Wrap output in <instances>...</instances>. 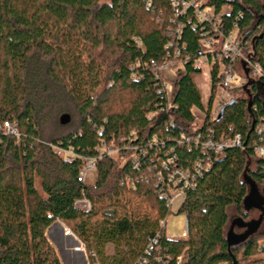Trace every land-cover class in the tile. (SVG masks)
Listing matches in <instances>:
<instances>
[{
    "label": "trees",
    "instance_id": "trees-1",
    "mask_svg": "<svg viewBox=\"0 0 264 264\" xmlns=\"http://www.w3.org/2000/svg\"><path fill=\"white\" fill-rule=\"evenodd\" d=\"M208 3L217 10L229 7L225 25L236 23L262 69L258 80L250 79L248 92L243 86L233 89L234 103L220 120L209 116L210 104L205 109L194 81L201 72L193 59L202 30L187 21L190 10L175 18L170 0H0V264H62L46 236L57 220L88 252L94 251L99 264H138L144 257L145 264H175L180 255L184 264H252L250 258L264 255V213L242 242H226L233 219L251 220H246L250 210L244 205L248 180L258 190L262 185L264 199V157H256L252 149L254 124L264 119V4ZM177 23H183L180 35ZM171 42L189 59L167 104L150 64L173 51ZM217 79L213 70L211 97ZM192 109L206 114L194 126L202 136L212 132L219 140L239 135L244 148L229 147L214 157L185 193L180 204L187 222L184 239L167 238L159 225L170 208L147 169L155 161L153 154L162 155L159 149H148L138 169L130 158L120 165L103 155L94 182L87 183L79 179L82 160H67L51 146H71L82 156H95L102 140L117 143L124 136L121 147L130 142L147 147L157 136L165 148L176 150L183 166H190L202 152L178 146L175 139L182 130L169 119L172 115L191 125ZM64 113L70 120L61 124ZM6 120L17 122L18 140L2 133ZM142 173L148 179L133 187L124 182L125 176L137 179ZM83 198L89 201L88 210L76 203ZM232 207L238 214L234 218Z\"/></svg>",
    "mask_w": 264,
    "mask_h": 264
},
{
    "label": "built area",
    "instance_id": "built-area-1",
    "mask_svg": "<svg viewBox=\"0 0 264 264\" xmlns=\"http://www.w3.org/2000/svg\"><path fill=\"white\" fill-rule=\"evenodd\" d=\"M171 8L174 12V17L178 18V15H185L190 10L192 17L187 21L193 23V25H198L202 30L201 36L198 41V55L193 59V64L199 66L200 70L202 66L207 67V74L209 77L210 88L211 83V73L215 70V76L218 79L215 84V92L213 94L210 92V98L207 104L204 106L207 109L208 104H210L209 116L211 118L217 117L220 108L228 103L234 97V90L246 84L249 79L258 80L262 75V69L260 65L253 61L250 55V47L246 45L243 40V35L236 23L228 28L225 25V17L229 15L230 9L227 6H222L219 10L215 9L214 6L209 5L208 0H170ZM147 7H150V2H147ZM174 21V19H173ZM183 23H177L176 34L180 35L181 27ZM194 26V27H195ZM170 46H173V51L166 56L162 57L159 61H152L150 70L155 77L160 82L159 93H162L167 99V104L171 102L174 83L181 77L185 72V62L189 59L188 55L184 58L181 57L179 48L174 43L171 42ZM245 68L248 70L247 75L245 74ZM194 111H199L198 109H192V114ZM203 116L205 113L201 112ZM169 124L171 126H178L181 129L179 138H176V144L179 146L185 144L188 149L191 147L200 148L202 152V157L195 159L193 163L189 166H183L179 162V157L176 150L169 146L164 147L165 143L162 138L153 136L147 144V147H139L134 145L132 142L130 144L124 145L123 147L119 144L125 143V137L119 136L118 142L114 140L110 142H104L103 140L98 143L95 147L97 155L95 156H82L71 147H62L51 145L59 155L67 160H74L75 158H80L82 160V168L79 173V179L82 182H86V177L88 172L96 171V163L98 159L104 156H109L115 158L120 165H123L128 158L131 159L133 163V168H140V157H146L149 154L150 148H157L162 155H152L155 161L147 165L148 171H153L156 180L155 184L159 187L161 195L165 198L168 207L170 208L173 199L178 195H185L187 191L193 188L197 178L202 175L204 171L210 168L212 159L222 152H224L229 147H239L244 148L241 143L239 135L233 138L215 139L211 133L202 136V133L193 129H189V125L185 124L183 121L176 119V117L170 115ZM185 130H189L187 136L184 134ZM1 131L4 135L11 136L18 140L20 138L19 129L17 127V122L15 120H6L1 126ZM254 132L256 139L253 143V154L256 157H264V119L259 120L254 124ZM163 149V150H161ZM124 150H132L130 156H125L123 154ZM140 179H148L144 173L139 174L137 179H132L130 176H125L124 182L133 187L135 183ZM84 210L90 208L89 201L87 199H81L76 202ZM83 204V205H82ZM166 219V218H165ZM64 236H68L73 239V250L85 252L86 248L82 242L69 228L65 226L63 222H59ZM159 225L164 230V235L167 238L179 240L184 239L188 236L187 222L186 230L182 235L178 233L174 236H168L165 231V220H161ZM156 243V238L151 240L149 245V250L152 249V245ZM89 256L95 261V264H99L96 254L93 252H88ZM147 259L144 257L139 260L138 264H145ZM175 264H184L182 256H177L174 261Z\"/></svg>",
    "mask_w": 264,
    "mask_h": 264
},
{
    "label": "rangeland",
    "instance_id": "rangeland-1",
    "mask_svg": "<svg viewBox=\"0 0 264 264\" xmlns=\"http://www.w3.org/2000/svg\"><path fill=\"white\" fill-rule=\"evenodd\" d=\"M99 1H104V0H99ZM262 3L264 4V0H261ZM207 67L202 66L201 72L199 75L197 74L194 77V81L200 91V94L202 96V103L205 106L210 98V92H212V88H210L209 84V77L207 74ZM205 116L200 111H194V122L189 125V129H193L194 126L198 125L199 123L204 120ZM253 166V164L251 165ZM95 179V173L94 171H90L87 174L86 177V182L87 183H93ZM259 191L262 193V185H258ZM260 193V194H261ZM184 200V195H178L173 199V202L171 203L170 206V212L168 216L166 217L165 220V231L168 236L174 237L177 233L179 235H182V233L185 232L186 230V216L183 212L180 211V207ZM83 205V204H82ZM260 211L257 209H251L248 214H247V219H257ZM229 214L231 217H235L238 214L236 213V210L232 207L229 211ZM61 226V225H60ZM67 228H69L67 225H65ZM63 229V228H62ZM236 232H240V229L235 228ZM46 236L50 243L55 247L60 261L62 264H93L91 261V258L88 254V251L86 250L85 252H78L74 251L72 246L73 244V239L64 236V233H62L59 230V226H50L47 231H46ZM112 247L108 246L107 247V252L111 253ZM79 253V254H76ZM252 264H264V255L262 256H256L252 257L249 259ZM95 264V261H94Z\"/></svg>",
    "mask_w": 264,
    "mask_h": 264
},
{
    "label": "water",
    "instance_id": "water-1",
    "mask_svg": "<svg viewBox=\"0 0 264 264\" xmlns=\"http://www.w3.org/2000/svg\"><path fill=\"white\" fill-rule=\"evenodd\" d=\"M247 72L248 70L245 68L246 75H247ZM251 84H252V81L247 80L246 84L243 85V88L248 92L249 90L247 86ZM231 103H234V99L230 100L228 103H226L220 108L219 113L216 118L217 120H220L222 118L225 108L228 106V104L230 105ZM249 105L250 104H248V106ZM69 120H70V116L67 113L62 114L59 118V122L61 124H66L69 122ZM248 184L250 186L249 187L250 189H249V193L244 198L245 209L246 210L257 209L261 213L257 219H251L247 222H243L242 219L239 217H236L235 219H233L232 227L229 228L226 233V242L228 245L239 244L240 242H242L249 234H251L258 228L262 220V216L264 213L263 196L260 194L259 190L256 188L252 180H248ZM235 225H238V227H244L245 231L240 232V233L235 232L234 231ZM52 226H57V221L54 222ZM234 264H236V262H234Z\"/></svg>",
    "mask_w": 264,
    "mask_h": 264
},
{
    "label": "crops",
    "instance_id": "crops-1",
    "mask_svg": "<svg viewBox=\"0 0 264 264\" xmlns=\"http://www.w3.org/2000/svg\"><path fill=\"white\" fill-rule=\"evenodd\" d=\"M201 98H202V96H201ZM59 222H61V221L57 220V225L59 226V230H60V232L62 233V227L60 226ZM79 253H80V252H79ZM79 253H76V254H79Z\"/></svg>",
    "mask_w": 264,
    "mask_h": 264
}]
</instances>
